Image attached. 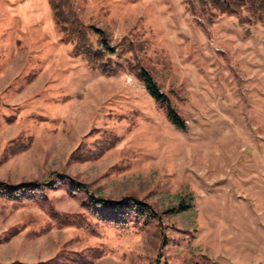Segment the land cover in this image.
<instances>
[{
	"label": "rangeland",
	"instance_id": "374dc122",
	"mask_svg": "<svg viewBox=\"0 0 264 264\" xmlns=\"http://www.w3.org/2000/svg\"><path fill=\"white\" fill-rule=\"evenodd\" d=\"M56 1L0 0V264H264V0Z\"/></svg>",
	"mask_w": 264,
	"mask_h": 264
},
{
	"label": "trees",
	"instance_id": "16d2710c",
	"mask_svg": "<svg viewBox=\"0 0 264 264\" xmlns=\"http://www.w3.org/2000/svg\"><path fill=\"white\" fill-rule=\"evenodd\" d=\"M57 2L58 1H56V0H51V4H52L53 10H54L56 21H57L58 25L62 27L64 32H68L69 27L72 28L74 26L79 25V20L75 19L72 21H70V20L65 21V22L61 21L62 16L59 13V7H58L59 4ZM81 31H82L81 29H78V32H81ZM98 33L101 34L102 32L99 31ZM80 41L81 42H79L76 45V48L79 49L81 54L86 55L88 58L103 62L105 55H107L109 57V59H112V57H114L115 52L110 50V48L108 46V42H107L106 38H104V37L100 36V38L97 42V48L96 49H94L92 45L84 43L86 41L85 35H83L81 37ZM101 65H104V64L101 63ZM139 75H140V78L142 79V81L145 83L148 91L151 94H153L154 96H156L158 98H163V95L160 93L158 86L153 81V79L149 75V73H147L146 71H141L139 73ZM170 115L177 121L178 124H180L181 126L183 125L181 123V120L179 119L177 113L170 111ZM75 185H78L79 189L83 190L86 194H88L91 197V199H93V202L96 204V207L98 209L108 208V210L113 212L114 214L121 215L122 219H124V221L126 220V217H128V215L132 211H135V213H138L140 217L154 218L153 211L148 206L142 204L141 202H136L133 199H126L123 201H109V200L97 199V198H94L92 196V193L89 192L85 186H83L81 184H75ZM41 187H42V185H40V184H27L25 186L19 187L18 189L17 188L15 189V188L7 186L4 183H0V189L1 190H3V191L10 190L11 192L12 191L17 192V190H18L19 191L18 193H24V192H27L28 190H32L33 188L38 190Z\"/></svg>",
	"mask_w": 264,
	"mask_h": 264
}]
</instances>
